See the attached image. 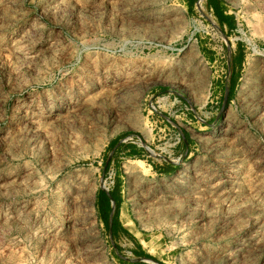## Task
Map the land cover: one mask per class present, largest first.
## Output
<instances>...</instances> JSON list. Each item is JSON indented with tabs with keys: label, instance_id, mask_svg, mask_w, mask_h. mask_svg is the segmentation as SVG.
<instances>
[{
	"label": "rangeland",
	"instance_id": "1",
	"mask_svg": "<svg viewBox=\"0 0 264 264\" xmlns=\"http://www.w3.org/2000/svg\"><path fill=\"white\" fill-rule=\"evenodd\" d=\"M215 2L0 0V264H264V0Z\"/></svg>",
	"mask_w": 264,
	"mask_h": 264
},
{
	"label": "trees",
	"instance_id": "2",
	"mask_svg": "<svg viewBox=\"0 0 264 264\" xmlns=\"http://www.w3.org/2000/svg\"><path fill=\"white\" fill-rule=\"evenodd\" d=\"M191 1L192 0H189L190 3H191ZM210 5L215 9V13L218 16V18L221 20V22H225L226 17L222 16V13L219 11L215 0H210ZM111 199H113V200H115V202H117V198L113 194L110 195L105 190L100 189V204L103 208L110 207ZM103 219H107V218L103 215ZM110 229H111V233H113L112 225H111ZM139 254H142L144 257H149V258L151 257L149 254H147L145 252H140Z\"/></svg>",
	"mask_w": 264,
	"mask_h": 264
},
{
	"label": "built area",
	"instance_id": "3",
	"mask_svg": "<svg viewBox=\"0 0 264 264\" xmlns=\"http://www.w3.org/2000/svg\"><path fill=\"white\" fill-rule=\"evenodd\" d=\"M142 261L146 262L147 264H160L159 262L155 261V260H150L147 258H142Z\"/></svg>",
	"mask_w": 264,
	"mask_h": 264
},
{
	"label": "crops",
	"instance_id": "4",
	"mask_svg": "<svg viewBox=\"0 0 264 264\" xmlns=\"http://www.w3.org/2000/svg\"><path fill=\"white\" fill-rule=\"evenodd\" d=\"M113 218H115V216H113V215H110L109 224H111V223H112V221H113Z\"/></svg>",
	"mask_w": 264,
	"mask_h": 264
},
{
	"label": "water",
	"instance_id": "5",
	"mask_svg": "<svg viewBox=\"0 0 264 264\" xmlns=\"http://www.w3.org/2000/svg\"><path fill=\"white\" fill-rule=\"evenodd\" d=\"M113 200L111 199V202H112Z\"/></svg>",
	"mask_w": 264,
	"mask_h": 264
}]
</instances>
